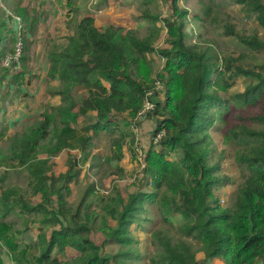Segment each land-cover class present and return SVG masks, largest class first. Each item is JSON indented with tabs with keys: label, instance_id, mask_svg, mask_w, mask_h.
Wrapping results in <instances>:
<instances>
[{
	"label": "trees",
	"instance_id": "16d2710c",
	"mask_svg": "<svg viewBox=\"0 0 264 264\" xmlns=\"http://www.w3.org/2000/svg\"><path fill=\"white\" fill-rule=\"evenodd\" d=\"M154 1L142 0L145 7ZM178 1L171 0L172 14L163 19L149 9L142 10L141 17L135 19L148 22L142 29L110 26L99 30L92 18L85 17L73 24L65 46L55 45L48 52L46 94L57 102L43 105L41 118L0 142V163L21 165L17 172L0 173V242L12 253L18 249L16 234L22 231H9L12 220L21 217L36 226L34 252L38 258L34 264H141L142 258L147 259L146 264H264V116L250 119L261 123L258 128L249 127L241 119L239 124L224 129L223 142L233 150L239 172L233 203L226 207L219 205L213 193L214 187L227 178L220 177L218 165L212 161V141L207 133L215 121L223 120L230 103L238 109L256 104L253 99L241 100V95L225 100L220 93H227L237 77L253 81L244 95L261 92L264 65L244 69L236 65L242 55L220 57L211 45L187 44L188 12L179 8ZM230 1L252 15L264 30V0ZM200 2L202 12L194 14L192 20L205 27L207 20L214 21L209 17L216 5L215 0ZM68 5L76 17L78 8L72 0ZM17 9V16L26 21L25 10ZM7 19L11 21L12 17ZM158 23L164 26L168 38L164 49L154 46L162 30ZM0 27L8 29L4 22ZM217 28L249 48H264V37L260 40L253 33L238 34L229 25ZM154 54L164 63L160 70L156 69ZM157 83L164 87L162 103L157 99ZM76 89L85 92L81 100L76 97ZM148 92L154 109L141 119L154 120L152 137L162 134L145 155V174L152 181V191H135L124 199L115 186L104 195L91 182L80 201L70 203L68 198L80 176L72 158H67L57 177H44L40 169L72 149L73 140L91 147L100 133L107 132L111 135L107 146L110 162L117 164L115 173H123L118 163L124 159V147L132 157L135 155V137L127 142L130 134L126 128L135 124ZM124 114L128 121L116 120ZM80 116L92 119L84 128L90 133L86 138H76ZM9 179L12 184L7 183ZM34 196L40 201L32 204L29 197ZM91 197L100 203L98 212L91 211ZM153 206L156 216L175 234L161 226L152 231V252L143 256L136 250L128 227L138 212L145 215L144 223H153ZM108 220L116 227L110 228ZM95 228L103 234L104 242L115 241L113 255L103 254L90 239ZM141 229L144 231L145 226ZM67 249L77 256L67 261L52 256L54 250L63 254ZM198 254L202 258L198 259Z\"/></svg>",
	"mask_w": 264,
	"mask_h": 264
},
{
	"label": "rangeland",
	"instance_id": "374dc122",
	"mask_svg": "<svg viewBox=\"0 0 264 264\" xmlns=\"http://www.w3.org/2000/svg\"><path fill=\"white\" fill-rule=\"evenodd\" d=\"M5 1V2H4ZM0 0V12H4V20L7 16H14L18 0H13L10 3L7 0ZM69 0H29L26 6L25 23L22 24V32L17 31L16 17L15 21L16 33L24 38L21 46V54L19 65L10 60L5 59L16 51V46L13 42L9 45L12 51H2L0 56V142L6 141L14 133L21 131L35 118H41L45 105H55L56 99L50 98L46 94L47 88V54L55 45L65 46L67 37L73 33V24L76 21H81L85 17H90L93 20L94 26L99 30L113 26L115 28L142 29L148 26V22L143 20L136 22L142 15V10L149 9L161 17V19L171 15V0H155L149 7H145L142 0H72L78 8L76 17L70 11L71 6L68 5ZM179 8L188 12L187 24L185 25V41L187 44L194 45L200 43L204 46H210L219 52L220 57L226 54H231L233 57L243 56L242 60L236 62V65L242 66L244 69H257L264 65V48L254 50L245 44H240L234 37H227L223 34L221 28L217 25L234 26L238 34H255L260 40L264 37V30L257 24L252 15L246 14L242 8L234 4L230 0H215V8H212L210 19L205 27L198 26L192 20L194 14L202 12V4L200 0H179ZM17 15V14H16ZM22 19V18H21ZM23 21V20H20ZM161 27V33L155 40V49H164L168 47L167 35L164 26L161 23L157 24ZM4 36L7 33H3ZM29 43L28 49L25 47ZM156 69L160 70L164 63L158 55L154 54ZM4 65V66H3ZM7 65V66H6ZM6 68L7 70H4ZM20 74V75H18ZM56 83V82H55ZM252 80L237 77L232 81L227 93H220L221 97L228 100L232 96L241 95V100L246 98L253 99L256 104L245 105L238 109L233 106L227 110L223 116V120H218L207 131L212 144L211 157L213 163L218 165V173L223 179L218 183L213 190L214 196L222 207L229 206L233 203L234 192L239 183V172L234 162L233 150L226 146L223 142L222 134L227 127H233L239 124V120H244L249 127L258 128L261 125L259 122L250 120L252 117L259 115L264 116V90L259 93L244 95L247 86L252 85ZM158 101L164 102V87L161 83H157ZM75 94L78 100H81L85 95L83 89H76ZM247 100V99H246ZM44 105V106H43ZM128 119L127 114L119 116L117 119ZM87 120L83 116L78 118L79 128L76 130V138L88 137L89 132L84 128L87 126ZM128 121V120H127ZM252 121V122H248ZM132 127L126 128L129 132V137L134 135L135 144L132 149L135 152L134 157L130 151L124 147V159L118 166L124 169L120 175L114 172L116 163L110 162L108 140L111 137L107 132H102L95 140L96 145L91 147H83L79 144L78 139L72 141L73 148H69L58 156L52 159L50 165L46 168H41L44 177H57L63 170L67 158L70 156L72 162L76 164L74 167L80 170L79 181L77 185H73L71 196L68 198L70 203H78L84 194L85 189L91 182L95 183V188L101 194H108L111 188L115 186L125 199L129 193L135 191H152V181L145 174V155L150 148V144L156 145L153 142L152 134L155 129L154 120L138 119L133 121ZM157 148V147H156ZM155 148V149H156ZM73 165V164H71ZM21 167L19 164L0 163V173L2 172H17ZM12 180H15L14 178ZM9 179L7 183L12 184ZM17 182L23 186V180L18 178ZM32 204L38 203V196L29 197ZM93 205L91 211L100 210V203L96 198L91 197ZM153 223H144L145 215L136 213L134 223L128 227L132 238L136 241L134 244L136 250L143 256H149L152 252L150 245L151 232L161 226H165L159 217L156 216L155 207H152ZM12 220L7 218L4 221ZM144 220V221H143ZM12 228L10 234H15V231H22L17 235L18 249L12 253L5 245L0 242V264H24L27 261L29 264H34L38 254L34 252V242L37 236L36 226L29 224L28 221L21 217L12 220ZM108 226L115 228L116 223L108 220ZM145 226L143 231L141 228ZM126 231V229L124 228ZM170 234H175V230L169 229ZM90 239L98 246L106 255H113L116 252V244L114 240L104 242L103 234L95 228L90 234ZM23 253V256L21 255ZM16 256V257H15ZM52 256L58 257L60 261H67L77 256V253L72 249H67L63 254H59L56 250L52 252ZM197 258H202V254H198ZM141 264H146L147 259H143ZM213 264H222L220 261H215Z\"/></svg>",
	"mask_w": 264,
	"mask_h": 264
},
{
	"label": "crops",
	"instance_id": "0c3cea01",
	"mask_svg": "<svg viewBox=\"0 0 264 264\" xmlns=\"http://www.w3.org/2000/svg\"><path fill=\"white\" fill-rule=\"evenodd\" d=\"M2 1H4V0H2ZM11 1L13 2V0H7L8 3H10ZM27 1H29V0H18V4H17L16 9H15V15L18 14V12H19V10L17 8L24 9V10L26 9V6L29 4V3H27ZM25 13H26V10H25ZM25 13H24V19H25ZM3 14H4V12L1 11L0 12V18L4 19ZM20 18H22V17H20ZM2 22H4L5 24L8 25V29H6L5 27H0V56H2V51H4V50H6V51L9 50V52L12 51L14 46L11 48L9 45L11 44V42H13L15 44L14 39H16V35H17V33L15 31L16 30V27H15L16 22L15 21H0V24ZM23 23H25V21ZM3 33H7V35L4 36ZM28 46H29V43L27 42L25 50L28 49ZM18 75H20V74H18Z\"/></svg>",
	"mask_w": 264,
	"mask_h": 264
},
{
	"label": "built area",
	"instance_id": "2783aa9c",
	"mask_svg": "<svg viewBox=\"0 0 264 264\" xmlns=\"http://www.w3.org/2000/svg\"><path fill=\"white\" fill-rule=\"evenodd\" d=\"M16 20H17V31H18V33H20L22 31V29H21L22 25H21V21H20L21 19L19 17H16ZM16 45H17L16 51L13 52V54L10 56H5V59L10 60L13 63H17V65H19V59H20L19 57L21 54V46H22V37L20 35H17ZM150 95H151V92H148L144 101H143V108L137 115L138 119H141L142 117H144L147 112L153 111L154 103L148 98ZM161 136H162V134H159L157 137H155L153 139V142L158 143Z\"/></svg>",
	"mask_w": 264,
	"mask_h": 264
},
{
	"label": "clouds",
	"instance_id": "9594fccd",
	"mask_svg": "<svg viewBox=\"0 0 264 264\" xmlns=\"http://www.w3.org/2000/svg\"><path fill=\"white\" fill-rule=\"evenodd\" d=\"M11 17H12V20H13L14 17H18V16H17V15H14V16H11ZM19 18H20V17H19ZM20 19H21V18H20ZM12 20H11V21H12ZM21 20H22V19H21ZM22 24H23V22L21 21V25H22ZM16 37H17V35H16ZM16 43H17V42H16ZM16 43H15V45H16ZM5 56H6V55H5ZM5 56H4V57H5Z\"/></svg>",
	"mask_w": 264,
	"mask_h": 264
}]
</instances>
